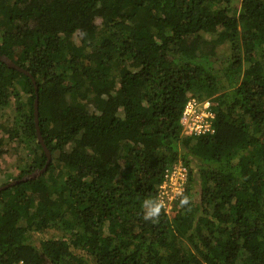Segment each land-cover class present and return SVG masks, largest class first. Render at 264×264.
<instances>
[{"label":"trees","instance_id":"16d2710c","mask_svg":"<svg viewBox=\"0 0 264 264\" xmlns=\"http://www.w3.org/2000/svg\"><path fill=\"white\" fill-rule=\"evenodd\" d=\"M189 98L212 132L184 131ZM11 102L0 155L30 161L0 186L45 166L36 126L50 160L0 189V264H264V0H0ZM178 161L190 205L146 221Z\"/></svg>","mask_w":264,"mask_h":264},{"label":"built area","instance_id":"2783aa9c","mask_svg":"<svg viewBox=\"0 0 264 264\" xmlns=\"http://www.w3.org/2000/svg\"><path fill=\"white\" fill-rule=\"evenodd\" d=\"M213 113L210 110L209 100L197 101L189 98L181 114V123L185 132L200 135L212 132ZM187 178V169L181 164H175L171 169H166L162 183L159 186L158 198L166 201V207H171L172 200L176 198L178 191L184 190V183ZM14 264H25L23 260H18Z\"/></svg>","mask_w":264,"mask_h":264},{"label":"rangeland","instance_id":"374dc122","mask_svg":"<svg viewBox=\"0 0 264 264\" xmlns=\"http://www.w3.org/2000/svg\"><path fill=\"white\" fill-rule=\"evenodd\" d=\"M212 48L211 43H207L206 50L208 52L212 51V54L209 55V60L211 61L212 65L215 68H220L226 61V59L229 56V45L228 43L219 44L214 49ZM12 105L11 102L10 105L3 109L0 113V125L3 124L8 125L11 122L12 119ZM5 123V124H4ZM0 136L8 137V134L4 131L0 130ZM11 141L3 145V148L5 149V152L0 155V185L4 183L5 181L12 180L13 176H16V174L19 173V167H21L26 162L30 161L29 155H27V150L23 148V146H16V141L14 138H10ZM27 151V152H26ZM180 161H178L177 164H179ZM170 208L167 207L166 210H169ZM58 231L51 230L49 232L44 233L43 235L39 236L38 234H31L29 237V240L37 242L40 238H47L51 236L58 235Z\"/></svg>","mask_w":264,"mask_h":264},{"label":"clouds","instance_id":"9594fccd","mask_svg":"<svg viewBox=\"0 0 264 264\" xmlns=\"http://www.w3.org/2000/svg\"><path fill=\"white\" fill-rule=\"evenodd\" d=\"M176 196L179 197L180 207L185 208L190 205L192 199L191 197L187 195H183L181 191H178L176 193ZM143 207H144L143 218L146 221H152L153 223H156L159 221L162 211L166 207V201L163 198L148 199L144 201Z\"/></svg>","mask_w":264,"mask_h":264},{"label":"water","instance_id":"95a60500","mask_svg":"<svg viewBox=\"0 0 264 264\" xmlns=\"http://www.w3.org/2000/svg\"><path fill=\"white\" fill-rule=\"evenodd\" d=\"M5 60H6V62H7V64H8L9 66L15 67V66L11 63L10 60H8V59H5ZM21 71H22V70H21ZM34 113H35V117H34V118H35V124L37 125V100H35V102H34ZM36 134H37L38 141L41 143V145H42V147H43V149H44V151H45L46 157H47V161H46V163H45V166H44L42 169H34L31 173H28L27 175H25V176L22 177L21 179H17V180H15V181H10L9 183H7V184H5V185L0 186V189H2V188H4V187H7V186H9V185H12V184H14V183H16V182H19V181H23V180H26V179H29V178H34V177H36L39 173H41V172L45 169L46 165L48 164V162H49V160H50V153H49V151L47 150L46 146H45L44 143H43V140H42V138H41V136H40V132H39V128H38V126H36Z\"/></svg>","mask_w":264,"mask_h":264}]
</instances>
